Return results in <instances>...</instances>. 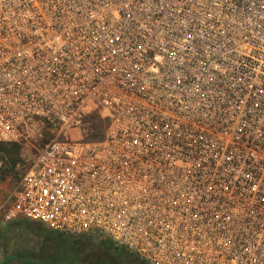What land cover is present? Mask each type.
I'll return each mask as SVG.
<instances>
[{
  "label": "built area",
  "instance_id": "2783aa9c",
  "mask_svg": "<svg viewBox=\"0 0 264 264\" xmlns=\"http://www.w3.org/2000/svg\"><path fill=\"white\" fill-rule=\"evenodd\" d=\"M3 144L0 226L264 264V0H0Z\"/></svg>",
  "mask_w": 264,
  "mask_h": 264
},
{
  "label": "trees",
  "instance_id": "16d2710c",
  "mask_svg": "<svg viewBox=\"0 0 264 264\" xmlns=\"http://www.w3.org/2000/svg\"><path fill=\"white\" fill-rule=\"evenodd\" d=\"M0 152L4 154L8 161H10V166H13L19 160L20 148L16 144H3L0 146ZM9 170L2 171L3 175H8ZM50 233V232H49ZM58 243L57 254L52 257L53 261L64 259L73 262L75 257L78 254H87L88 251L93 249L95 245L97 248L105 250V256H103L106 263L109 264H145L143 261H140L138 257L133 254H130L124 250L116 248L111 242L102 239L98 235L88 236H69L61 234V237H58L59 233H54ZM82 249H84L82 251ZM81 251V252H80ZM79 252L78 254H76ZM77 260V261H76ZM75 261L78 262V259ZM97 260V259H96ZM92 262V261H91ZM97 263L100 264L101 261L97 260ZM3 264H10L9 261L4 262ZM94 264V263H91Z\"/></svg>",
  "mask_w": 264,
  "mask_h": 264
},
{
  "label": "flooded vegetation",
  "instance_id": "af4514ba",
  "mask_svg": "<svg viewBox=\"0 0 264 264\" xmlns=\"http://www.w3.org/2000/svg\"><path fill=\"white\" fill-rule=\"evenodd\" d=\"M43 228L35 229L33 226H13L10 231L15 234L14 247H6V256L10 264H70L68 260L53 261L52 255H48V247L51 241H56L55 234L50 232L48 236L42 235ZM11 235V233H9ZM13 234V235H14ZM58 237L61 235L58 234ZM67 261V262H66ZM72 264H87L74 262Z\"/></svg>",
  "mask_w": 264,
  "mask_h": 264
},
{
  "label": "rangeland",
  "instance_id": "374dc122",
  "mask_svg": "<svg viewBox=\"0 0 264 264\" xmlns=\"http://www.w3.org/2000/svg\"><path fill=\"white\" fill-rule=\"evenodd\" d=\"M103 127H104V122L101 121L99 118L93 119L88 123V128L91 129L94 132V137H100L102 135V131H103ZM22 153H25L24 151H21ZM8 163H10V161H8ZM8 165V164H7ZM13 176L10 175V172L8 173V175H0V189H4L7 188L9 186V184L11 183ZM42 235H44L45 237L48 236L49 231L46 229H43L42 231ZM1 233V232H0ZM11 235L14 237L15 240V234L13 232H11ZM6 234V232H2V235ZM14 234V235H13ZM16 242V241H15ZM14 247V243L10 244V241H6L3 237L0 236V262H2L4 259H7L6 256V247ZM58 243L57 240L56 241H51V243L49 244L48 247V255H52V257L55 256V254H57V249H58ZM84 249H82L83 251ZM81 252V251H80ZM79 252H77L76 254H78ZM103 256H105V250L99 249L97 248V246L95 245V247H93V249H91L90 251L87 252V254L83 253V254H78L75 257V260L78 259V262H85L87 264H98L97 260L101 261L100 264H109L106 263L105 259ZM97 259V260H96ZM61 260V259H60ZM64 260V259H62ZM68 260V259H67ZM75 260H73V262L69 261L70 264L76 262ZM9 261V259H8ZM92 261V262H91ZM57 262H59V258L57 260ZM67 262V261H66ZM21 264L25 263V261H20Z\"/></svg>",
  "mask_w": 264,
  "mask_h": 264
},
{
  "label": "crops",
  "instance_id": "0c3cea01",
  "mask_svg": "<svg viewBox=\"0 0 264 264\" xmlns=\"http://www.w3.org/2000/svg\"><path fill=\"white\" fill-rule=\"evenodd\" d=\"M24 225L33 226L35 229L42 228V227H40V225H37V224H34V223H30V222H27V221H25V222H15V223L9 224L7 226H0V232H1L0 236L3 237L6 241H10V244L14 243V245H15L14 237L9 234L10 233V229L13 226H24ZM2 232H6V234L2 235ZM6 261H8V258L4 259L2 262H0V264H3Z\"/></svg>",
  "mask_w": 264,
  "mask_h": 264
},
{
  "label": "water",
  "instance_id": "95a60500",
  "mask_svg": "<svg viewBox=\"0 0 264 264\" xmlns=\"http://www.w3.org/2000/svg\"><path fill=\"white\" fill-rule=\"evenodd\" d=\"M59 235H61V234H59ZM141 261V260H140ZM23 264H25V263H23Z\"/></svg>",
  "mask_w": 264,
  "mask_h": 264
}]
</instances>
